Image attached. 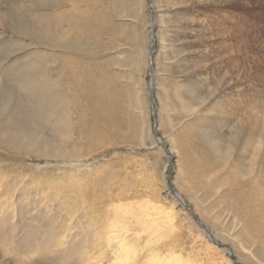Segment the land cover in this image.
<instances>
[{"label":"rangeland","instance_id":"rangeland-1","mask_svg":"<svg viewBox=\"0 0 264 264\" xmlns=\"http://www.w3.org/2000/svg\"><path fill=\"white\" fill-rule=\"evenodd\" d=\"M13 4L32 3L0 0V15ZM78 5L87 8L80 0ZM89 7L104 27L94 55L105 66L106 83L122 98L121 126L101 129L105 139L97 138L90 148L74 132L69 140V135L55 138L58 148L73 153L79 169L35 157L12 161L15 171L4 177L8 185H0V264H71V250L79 253L72 242L83 247L94 239L98 245L101 230L116 217L127 227H117L127 248L137 251L135 264H264V234L240 245V225L218 198L196 191L185 176L188 151L199 156L191 148L193 133L203 124L216 135L232 132L210 112L215 97L223 103L225 95L250 91L252 124L264 132L259 121L264 118V0H90ZM15 57L3 66L14 64ZM153 67L159 69L155 79ZM230 68L237 77L218 84V74ZM190 88L205 98L196 115L182 103L191 98ZM153 216L157 227L149 229ZM50 220L58 231L48 229ZM106 248L104 256L97 247L92 250L90 264H129ZM149 256L160 261L151 263Z\"/></svg>","mask_w":264,"mask_h":264},{"label":"bare ground","instance_id":"bare-ground-1","mask_svg":"<svg viewBox=\"0 0 264 264\" xmlns=\"http://www.w3.org/2000/svg\"><path fill=\"white\" fill-rule=\"evenodd\" d=\"M27 1L32 4L25 6L24 1L23 4H13L0 15L2 27H0L2 31L0 35H9L0 37V185H8L6 184L8 179L6 178L5 181L4 177L15 171L12 165L15 163L12 161H21L29 157L55 162L65 161L79 169L81 164L73 163V153L58 148L55 138L62 134L69 135L67 138L69 140L70 134L74 132L78 138H83L84 145L90 148L94 147L97 138L99 141L105 139L101 129L106 128L107 125L116 126L117 129L122 122V116L120 117L122 98L120 99V94L115 92L117 87L115 88L109 80L106 83V79L102 76L105 66L98 64L94 55L99 43L97 34L103 32L104 27H98L101 16L96 18L93 15L89 7L90 0H80V3L87 7L84 8L85 10H80L82 6L78 5V0ZM220 16H224V13L217 18L220 19ZM228 19L227 22L230 24V16ZM94 25L95 29H93ZM13 54L16 56L14 64L3 66ZM215 54L218 55L216 52ZM231 68L218 74L220 82L218 84H230L232 78L237 77ZM158 70L157 67L151 69L154 79ZM189 91L191 98L185 99L182 103L191 115H196L199 111L198 107L203 105L205 98L201 93L193 94L194 90L191 88ZM214 91L217 92L215 89ZM225 96L223 103L216 97L213 99L210 105L213 111L210 112H214L213 118L218 125L223 122L226 126L229 125V128L232 126V132L228 137L227 134L216 135L203 124L202 129L191 134V148L198 152L199 156L196 157L188 151L186 160L184 159L187 168L185 176L196 191H203L205 196L219 199L223 211L228 212L234 222L240 225V245H243L250 239H261L264 234V132L261 130L257 133L252 124L255 110H253L250 91ZM72 114L78 118L77 122L71 120ZM260 119L264 122V118H259V121ZM197 120L201 121V118ZM228 122L234 124L230 125ZM95 136L97 137L94 139ZM222 141L228 145L225 155L221 151V145L224 144H221ZM77 143L73 140V144ZM231 154L233 155L231 160L224 158L225 156L230 158ZM175 196L177 197L176 194ZM101 197L100 203L104 200L103 195ZM95 204L97 205V202ZM100 212L105 213L103 209ZM154 219L150 218L149 229L157 227ZM89 220L91 221L92 218ZM50 222L47 225L48 229L58 231V228ZM120 222L116 217L110 223V227L105 226L106 229L101 230L104 237L98 245L94 244V239L90 242L86 241L84 245L82 244L83 247L79 242H72L73 245L70 246L73 248L76 245L78 249L76 251L79 253L76 256L73 255V250L69 252L71 264H90L91 251L96 247L102 255L107 250L103 248L110 247L111 252L117 255L123 254L129 264H135L138 261L137 251L127 248L128 242L124 236L122 237L124 234L121 235L117 230V227L123 230L127 227L120 225ZM215 238L211 237L214 241L217 240ZM110 257H113L112 254ZM96 259L98 258H94ZM150 260L151 263L160 261L155 258Z\"/></svg>","mask_w":264,"mask_h":264},{"label":"water","instance_id":"water-1","mask_svg":"<svg viewBox=\"0 0 264 264\" xmlns=\"http://www.w3.org/2000/svg\"><path fill=\"white\" fill-rule=\"evenodd\" d=\"M173 194L175 195V192L173 191ZM182 200H180V202H181ZM182 204H183V202H181Z\"/></svg>","mask_w":264,"mask_h":264}]
</instances>
